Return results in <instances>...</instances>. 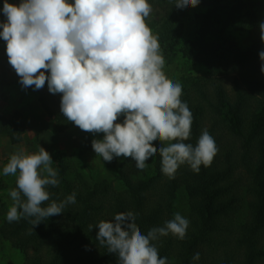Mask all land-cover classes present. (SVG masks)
Returning <instances> with one entry per match:
<instances>
[{"label":"trees","instance_id":"1","mask_svg":"<svg viewBox=\"0 0 264 264\" xmlns=\"http://www.w3.org/2000/svg\"><path fill=\"white\" fill-rule=\"evenodd\" d=\"M262 1L200 0L197 7L206 10L198 18L196 35L181 40V19L191 6L178 9L176 0H148L153 11L146 24L158 36L164 59L179 53L208 70L207 76L182 81L180 98L193 116L190 138L183 142L195 147L206 129L218 152L209 167L201 165L196 173L185 163L173 179L161 172L159 152L146 161V170L137 169L131 157H114L105 163L115 173L120 190L105 180L73 172L57 155L53 159L59 184L47 186L50 200L42 206L59 203L73 192L76 202L36 226L29 223L32 217L11 223L5 219L0 224L1 239L25 254L22 264H117V256L96 240L95 225L131 211L141 232L147 234L174 218V201L181 188L188 205L185 238L169 234L152 241L167 264H264V74L258 55L264 47L254 44L240 49L226 36L228 28H255ZM19 79L7 55L0 54V85L35 93L54 133L73 126L60 111V93H50L47 83L40 90L25 89ZM123 119L121 115L116 123ZM25 132V118L19 111L0 112V138L17 145ZM91 141L84 140V151L92 149ZM152 143L157 149L162 146L158 140ZM14 187L0 179V193L9 207L8 192ZM197 252L200 259L194 261Z\"/></svg>","mask_w":264,"mask_h":264},{"label":"clouds","instance_id":"2","mask_svg":"<svg viewBox=\"0 0 264 264\" xmlns=\"http://www.w3.org/2000/svg\"><path fill=\"white\" fill-rule=\"evenodd\" d=\"M199 3L176 0L175 7ZM0 11L6 17L0 38L21 86L40 90L47 83L50 93H60V111L68 121L85 132L103 133V139L91 141L103 161L131 157L143 170L159 152L161 172L169 179L185 163L196 173L201 165H211L218 148L206 129L195 147L183 142L190 138L193 116L180 98L182 85L163 71L158 36L146 24L153 11L148 0H21L18 6L4 0ZM259 30L264 42V22ZM258 55L264 74V50ZM121 115L123 122L116 123ZM157 140L170 143L157 149L152 143ZM38 147L33 153L20 148L3 166L4 176L16 178V187L8 192L9 223L32 217L29 223L36 226L76 202L73 192L42 206L50 200L47 186H58L59 180L50 154ZM135 221L136 214L129 211L95 225L96 240L117 256V264H167L152 241L169 234L183 240L189 226L179 212L147 234ZM192 259L198 261L200 254Z\"/></svg>","mask_w":264,"mask_h":264},{"label":"rangeland","instance_id":"3","mask_svg":"<svg viewBox=\"0 0 264 264\" xmlns=\"http://www.w3.org/2000/svg\"><path fill=\"white\" fill-rule=\"evenodd\" d=\"M8 3L19 5L21 0H7ZM4 1L0 3V10L3 8ZM205 8L191 7L186 15L181 19V40L194 37L196 35L199 16L205 12ZM259 21L255 28L248 31H237L228 28L226 36L240 48L246 49L254 44L264 47V42L260 40L259 23L264 22V0L259 8ZM6 22V17L0 11V23ZM2 30V29H0ZM2 42V43H1ZM6 43L0 38V54H6ZM165 60L163 71L165 75L174 83L182 84L184 78H196L207 76L208 70L202 64H192L181 57L179 53ZM229 87V82H226ZM19 111L25 118L26 132L22 142L11 145L7 139L0 138V179L8 187H14L15 177L4 176L3 166L7 163L9 156L20 148L29 153L38 152L39 147H43L51 156L54 168V159L57 155L62 156L63 161L73 172L80 173L83 177H93L96 180H105L112 186L120 190V183L117 181L115 173L110 170L102 157L97 155L93 149L84 151L82 143L86 139H98L103 133H88L78 126H73L63 133H54L51 122L39 106L37 95L33 92L24 93L15 85H0V112L9 115L13 111ZM166 146L170 142H161ZM150 157L147 161L151 160ZM147 165V164H146ZM145 167L144 170H146ZM4 195L0 193V224L6 219L9 206L4 202ZM179 212L188 219L187 196L181 188L176 193L174 201V214ZM25 254L12 248V246L0 237V264H22Z\"/></svg>","mask_w":264,"mask_h":264}]
</instances>
